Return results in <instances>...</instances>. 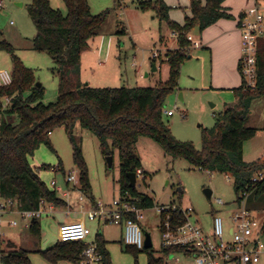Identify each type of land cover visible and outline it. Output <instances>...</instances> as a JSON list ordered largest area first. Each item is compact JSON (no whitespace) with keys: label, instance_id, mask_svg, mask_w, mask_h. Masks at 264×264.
<instances>
[{"label":"rangeland","instance_id":"374dc122","mask_svg":"<svg viewBox=\"0 0 264 264\" xmlns=\"http://www.w3.org/2000/svg\"><path fill=\"white\" fill-rule=\"evenodd\" d=\"M87 1L92 14H107V21L99 34L90 40V50L85 52L84 57L87 58L98 48L101 51L106 50L108 40H111V56L106 61L101 56L100 60L107 66L87 64L85 60L82 71L83 83L92 88H154L161 82H166L170 70L166 62V52L168 49L178 48V35L173 37L169 24L159 18L157 0H123L122 6L119 0ZM163 1L170 7V20L183 26L185 17L191 13L190 0ZM201 1L205 2V0ZM226 1L234 12H241L248 5V0ZM31 2L32 0H3V8L0 10V44L11 45L14 54L33 72L37 84H41L44 88L45 95L42 102L49 104L58 96V74L52 57L33 48V38L37 29L28 11ZM50 2L54 9L67 15L68 10L64 0H50ZM142 3H152V6L143 8ZM123 30L127 32L123 34ZM192 34L194 36L199 34V29H193L189 36ZM153 53H157L155 59ZM190 53L193 58L187 59L181 67L178 87L167 96L165 101V111H173L174 114L170 117L164 114V120L170 125L177 140L192 142L196 149L201 150L204 132L215 126L224 106L235 100V93L234 89L215 86L217 79H222L226 72H223L220 65L218 69L212 70L210 56L206 50L194 49ZM152 64L161 67L158 72H152ZM0 70L12 72V55L5 49H0ZM212 75L215 77L213 84ZM239 77L242 80L240 73ZM234 82L239 83L237 74L234 76ZM19 121L20 118L15 115L7 122L16 124ZM247 126L257 129L256 136L244 145L245 161L253 162L264 156V96L252 101ZM74 136L77 140H81L91 194H82L79 182L67 184L66 177L70 172L78 174L80 172L74 163L73 146L67 131L65 128L56 129L50 135L51 146L40 145L29 161L48 188L53 189L51 183L53 180L57 181V186L62 189L57 192L58 196L65 200L68 206H55L53 211L48 210L40 219V241L31 234L30 229L24 228L18 215L6 216V220L18 219L20 224L11 227L6 222L2 229L6 237H3L30 251L32 264H51L37 251H45L59 242L58 230L61 224L82 221L92 232L86 242H95L97 234H102L108 242L107 248L113 264H135L133 255L124 252L122 248L125 246L124 228L99 222L97 219L90 220L86 215L97 209L98 204L108 209L115 200L121 198L119 151L114 150L111 156L112 163L109 166L108 156L102 153L95 135L78 126ZM135 149L146 176L145 181L137 182V189L140 193L152 197L155 205L176 202L184 207H194L195 215L192 221H197L208 235L213 230L214 214H220L226 219L228 212L237 208L232 179L229 180L223 174L200 171L187 160L168 156L163 148L150 138H139ZM42 166H51L57 168V171L45 170ZM62 170L67 174L66 176L63 175ZM207 189L212 191L210 199L205 194ZM65 192L69 195L65 196ZM80 197L84 200L80 201ZM216 198L227 205L215 204ZM95 203L96 207H94ZM251 210L263 224L262 206L258 205ZM159 224L160 217L156 210L154 208L145 210L141 227L144 235L150 234L154 251L162 248ZM166 262V264H195L192 257L183 253L167 258ZM138 264H148L146 254H139ZM259 264H264V256Z\"/></svg>","mask_w":264,"mask_h":264},{"label":"trees","instance_id":"16d2710c","mask_svg":"<svg viewBox=\"0 0 264 264\" xmlns=\"http://www.w3.org/2000/svg\"><path fill=\"white\" fill-rule=\"evenodd\" d=\"M225 1L205 0L203 3L190 0L191 13L180 26L170 20V7L163 0H157L159 18L178 35V48L166 52L170 68L168 80L154 88H92L82 81V55L90 49V40L104 27L107 14L93 15L87 0H64L68 10L66 16L54 9L49 0H32L28 11L37 29L33 48L48 53L56 64L58 96L54 102L44 104V88L37 84L33 72L14 54L10 44H0V49L12 55L13 75L11 85L0 87V201L16 200L22 210H37L41 201L68 206L54 187L46 186L29 161L40 145L51 146L50 135L59 128H65L70 137L74 163L80 172V190L90 195L91 185L81 140L74 136L79 126L97 137L104 155L111 157L118 149L121 197L129 195L146 210L154 208V199L140 193L137 187H131L129 180V174L142 169L135 149L141 137L152 139L166 155L187 160L200 171L223 174L232 179L236 201H240L243 193H248L247 208L259 205L264 209V156L253 162L244 159L245 143L257 134L256 128L247 126L251 103L264 96V43L258 55L256 88H245L243 83L234 89L237 103L226 106L218 115L215 126L204 132L201 150L192 142L177 140L164 120L166 98L178 87L181 67L190 56L192 43L188 40L189 34L195 28L203 32L221 19H232L233 16L223 7ZM151 4L142 3V6L147 8ZM126 32L122 31L123 34ZM5 97L10 101L6 102ZM15 115L20 118L18 123L7 122ZM42 168L57 170L51 166ZM261 173L262 178L254 182L253 179ZM94 205L96 207V203ZM29 229L40 241V220L32 221ZM95 243L102 256L101 263L113 264L108 242L102 234H97ZM87 247L83 241H59L54 247L37 252L51 264H80ZM122 248L133 255L135 264H138L141 253L146 254L148 264H166V259L177 253L187 255V249L180 247H162L154 251L153 247L138 249L125 244ZM30 253L0 236V264H32Z\"/></svg>","mask_w":264,"mask_h":264},{"label":"built area","instance_id":"2783aa9c","mask_svg":"<svg viewBox=\"0 0 264 264\" xmlns=\"http://www.w3.org/2000/svg\"><path fill=\"white\" fill-rule=\"evenodd\" d=\"M122 6V1L119 0ZM3 0H0V10ZM241 34V58L239 71L245 88L254 89L257 86L258 55L264 43V0H249L247 7L241 12L238 24ZM176 37L177 34L173 33ZM188 40L194 47L199 43ZM157 53H153V59ZM13 82L12 72L0 70V87H6ZM9 102V98L5 97ZM167 116H173V111H164ZM57 171V170H54ZM212 174L210 172H207ZM137 182L144 179L140 169L136 172ZM263 174L256 176L253 181L261 179ZM230 180V178H228ZM67 183L79 182L78 173L70 172L66 177ZM57 191V181L51 183ZM82 194H84L81 191ZM67 195V194H66ZM248 193L241 195L240 201H235L237 208L230 210L225 219L220 214H214L213 230L210 235L193 222L195 209L192 206L184 207L181 203L173 202L168 205H155L154 209L160 217L159 229L162 238V247H180L187 249V256L193 258L195 264H259L264 256V223H260L256 215L246 206ZM212 198V195H211ZM84 198L80 197V201ZM215 204L227 205L221 199H214ZM54 204L41 201L37 210H22L16 200L5 199L0 201V236L3 237V227L7 222L11 227L19 226L18 219L6 220L7 215H18L24 228L29 229L31 222L41 219L47 211H53ZM146 209L137 205L136 200L129 195L115 200L110 208L101 204L98 208L86 215L90 220L110 223L124 228L123 241L138 249L144 248L145 236L141 227V220ZM91 229L82 221L64 222L59 226L58 239L60 242L83 241L88 247L83 253L80 264L101 262L102 256L98 252L95 242H86L91 236ZM173 256V255H172Z\"/></svg>","mask_w":264,"mask_h":264},{"label":"crops","instance_id":"0c3cea01","mask_svg":"<svg viewBox=\"0 0 264 264\" xmlns=\"http://www.w3.org/2000/svg\"><path fill=\"white\" fill-rule=\"evenodd\" d=\"M226 2L227 1L224 2L223 7L227 9L228 13H230L233 16V18L219 20L218 22L208 27L203 32L199 31V34L195 35L196 37L194 36V34L190 35L193 38V42L199 43V47H194L192 43L190 52H192V50L194 49L206 50L207 54H209L210 56L212 70L214 68L218 69L220 65V67L223 68V72H226V75H223L222 79L220 78L217 79V84H215V86L225 87L224 89H236V88H239L243 84L242 76H241L242 80H240V77H239V73H240L239 59L241 55V34L238 31L239 18H240V14L242 11L234 12L232 6H228ZM248 2L249 0L247 1V3ZM172 36L175 37L173 33H172ZM110 46H111V40H108L106 50L102 49L101 51L100 48H98L97 51H94V53L87 56V58L84 57L85 53H83L82 71H83V63L85 62V60L87 64L94 63L98 66L100 65L107 66V64L102 62L100 59L102 56L104 57V60L106 61L111 56ZM191 55L192 54L190 53V56L188 58L189 60L193 58ZM160 68L161 67H157L156 72H158ZM236 74L238 75L239 83L234 82V76H236ZM211 78H212V84H213L215 77L212 75ZM236 103H237V98L235 96V100L232 103L226 104L224 106V109L226 106H234ZM64 195L68 196L69 193L65 192ZM10 216H14V215H10ZM3 236L6 237V234L4 232H3Z\"/></svg>","mask_w":264,"mask_h":264},{"label":"water","instance_id":"95a60500","mask_svg":"<svg viewBox=\"0 0 264 264\" xmlns=\"http://www.w3.org/2000/svg\"><path fill=\"white\" fill-rule=\"evenodd\" d=\"M156 71H157L156 65L152 64V72H156ZM107 161H108L109 166H111L112 159L110 156L107 157ZM129 180H130L131 187H134V188L137 187V175H136V173L129 174ZM205 194L210 199L211 195H212V191L207 189V190H205ZM144 236H145L144 248H152L153 244H152V239H151L150 234L146 233Z\"/></svg>","mask_w":264,"mask_h":264}]
</instances>
